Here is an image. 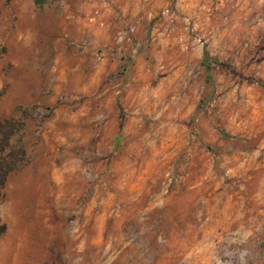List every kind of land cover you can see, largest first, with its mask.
Segmentation results:
<instances>
[{"label": "rangeland", "instance_id": "rangeland-1", "mask_svg": "<svg viewBox=\"0 0 264 264\" xmlns=\"http://www.w3.org/2000/svg\"><path fill=\"white\" fill-rule=\"evenodd\" d=\"M0 119V264H264V0H0Z\"/></svg>", "mask_w": 264, "mask_h": 264}, {"label": "trees", "instance_id": "trees-1", "mask_svg": "<svg viewBox=\"0 0 264 264\" xmlns=\"http://www.w3.org/2000/svg\"><path fill=\"white\" fill-rule=\"evenodd\" d=\"M13 128L14 126L12 124L8 125L7 123H4L1 119H0V135L2 136H6V132L10 130V132H13ZM11 169H8L4 172V175H2L3 177L10 171ZM1 185V183H0ZM4 231V227L0 226V235L2 234V232Z\"/></svg>", "mask_w": 264, "mask_h": 264}]
</instances>
